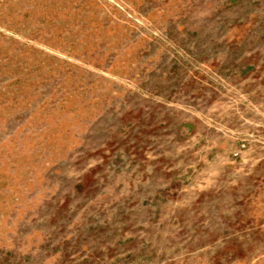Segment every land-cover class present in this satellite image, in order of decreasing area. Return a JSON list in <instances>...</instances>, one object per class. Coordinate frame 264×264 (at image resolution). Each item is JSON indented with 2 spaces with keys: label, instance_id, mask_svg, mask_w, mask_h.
<instances>
[{
  "label": "rangeland",
  "instance_id": "rangeland-1",
  "mask_svg": "<svg viewBox=\"0 0 264 264\" xmlns=\"http://www.w3.org/2000/svg\"><path fill=\"white\" fill-rule=\"evenodd\" d=\"M0 264H264V0H0Z\"/></svg>",
  "mask_w": 264,
  "mask_h": 264
}]
</instances>
